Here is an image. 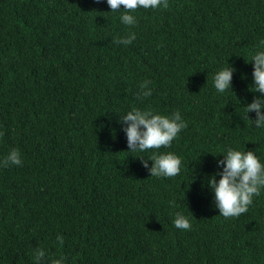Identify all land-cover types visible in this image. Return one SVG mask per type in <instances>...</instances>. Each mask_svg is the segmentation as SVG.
<instances>
[{
    "label": "trees",
    "instance_id": "16d2710c",
    "mask_svg": "<svg viewBox=\"0 0 264 264\" xmlns=\"http://www.w3.org/2000/svg\"><path fill=\"white\" fill-rule=\"evenodd\" d=\"M167 5L130 26L106 0H0V158L15 148L23 161L0 167V264H264V190L225 218L207 187L228 147L264 159V128L244 116L264 0ZM226 62L233 87L218 93ZM133 107L187 126L129 153L118 121ZM169 151L181 172L150 176L139 156Z\"/></svg>",
    "mask_w": 264,
    "mask_h": 264
},
{
    "label": "clouds",
    "instance_id": "9594fccd",
    "mask_svg": "<svg viewBox=\"0 0 264 264\" xmlns=\"http://www.w3.org/2000/svg\"><path fill=\"white\" fill-rule=\"evenodd\" d=\"M106 3L110 12H119V20L130 26L137 23L136 16L133 15L137 9L168 6L167 0H106ZM134 39L135 33H130L126 37H120L117 42L127 45ZM250 62L252 63V84L249 85V90L259 95H255L251 102L245 104L244 116L249 119L248 113H254V118L249 120L255 127L264 128V39L259 41ZM235 71V67L226 62V66L214 73L213 85L218 93L232 90ZM149 84L150 81H143L138 95L144 97L151 95ZM118 122L121 123L125 133L129 153L160 149L162 146L168 147L187 126V121L182 118L179 111L165 115L150 108L135 107L120 115ZM221 154L222 159L216 160L217 170L207 177V187L213 193L219 215L225 218L238 217L247 212L249 205L253 203V197L264 190V159L253 150H240L233 147H228ZM139 157L150 176L175 177L181 172L182 158L174 152H153L147 156V159L143 156ZM22 162L20 151L14 148L0 158V167H7L9 164L19 166ZM172 223L179 229H190L192 226L189 217L181 212L175 214ZM57 239L62 240L63 237L58 235ZM44 256L42 249L37 250V261H41ZM52 264H62V261L53 260Z\"/></svg>",
    "mask_w": 264,
    "mask_h": 264
}]
</instances>
